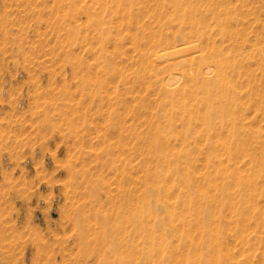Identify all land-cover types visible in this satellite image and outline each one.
Wrapping results in <instances>:
<instances>
[{
	"label": "rangeland",
	"instance_id": "1",
	"mask_svg": "<svg viewBox=\"0 0 264 264\" xmlns=\"http://www.w3.org/2000/svg\"><path fill=\"white\" fill-rule=\"evenodd\" d=\"M172 1L0 0V264H116L96 235L114 224L128 238L131 212L137 264H264V183L244 216L231 206L264 160V0H227L238 18L229 28L245 41L224 71L236 100L217 103L233 112L213 133L228 150L208 149L200 121L188 123L183 105L204 111L201 91L178 82L169 97L165 88L171 69L175 81L185 70L170 65L183 58L180 28L205 60L235 38L215 25L216 0L182 3L209 24L199 34L189 8Z\"/></svg>",
	"mask_w": 264,
	"mask_h": 264
},
{
	"label": "bare ground",
	"instance_id": "2",
	"mask_svg": "<svg viewBox=\"0 0 264 264\" xmlns=\"http://www.w3.org/2000/svg\"><path fill=\"white\" fill-rule=\"evenodd\" d=\"M189 1V0H188ZM243 2H245V0H242ZM184 2V0H175V1H172L173 5L176 7V10H178L182 3ZM187 2V1H186ZM214 3V2H213ZM212 3V4H213ZM246 4V3H245ZM185 6V7H183ZM231 5H228L227 3V0H216L215 2V8L213 10V19L215 20V25L218 26V28L220 29V34L223 33V35L226 36V39H228L227 36H229L230 38L231 37H234L235 39H232L233 42H231L232 44L234 43V46L232 48H230L227 44V47L229 49H226V47H221L222 44H221V48H215V47H212L210 48L209 44L207 43L208 45V48H210V54H207L209 56V58L207 60L204 59V57L202 56V51H201V43L194 41V40H190V36L193 34V31L192 29L191 32L192 34H190V38L187 39V35L188 34L186 32L183 33L185 31H181L182 33H180L179 31L182 30L180 28V30L177 32V35H176V38H175V43L178 47V53L182 55L183 58H176V60H171L172 62L170 63V65L173 66V70L174 68H177V67H180L181 69H185L184 71H182V73L179 75V79L177 81H175L173 78H171V70L170 72L167 74V85H166V88H165V94L167 96L169 95H173V93L176 91L177 89V86H178V82L180 83H183V82H187L186 84L181 85L183 87H185V85H189L190 89L191 88H194V93L201 91L203 93V99H201L202 103L205 104V110L204 111H200L199 110H196L193 111L189 108L187 109V105L184 104L183 105V110H187L189 112V116H188V123H191L192 120L196 119V120H199L200 123H201V130H200V135L201 136H204V138L207 137V148L208 149H212V150H216L220 147V145L223 147L224 142L227 144L226 148L228 147V143H229V149H230V142H226V141H223L222 139V136L223 134H213L215 132V129H216V120L217 119H221V126H224L225 124L226 125H229L231 123V120H232V116H233V112L232 111H228V109L226 110L228 106L226 107H223V105H220V106H217V103L218 101H225L226 103H230L231 104V101H233L235 98L231 97L228 93V90H227V87H228V80H227V76H225V72H227V65H230L232 62H235L236 61V57H238L240 54H242L243 52L239 49H243L242 47V44L244 43L245 45V41H241L240 38H236L237 37V34L236 37L233 35V31L231 32V29L229 27H231V23L237 21V17L233 15L232 13V8H230ZM179 7V8H178ZM178 8V9H177ZM184 8L188 9V11H190V13L192 12L191 16L189 15V20L190 22L195 20L196 21V18H194V16L196 15V9H198L197 7L194 8V6L191 4V5H188L187 4L185 5V3L182 5V9L185 10ZM181 9V10H182ZM237 9V8H236ZM179 10V11H181ZM200 11V10H199ZM186 12V11H185ZM203 12V10H202ZM144 13V11H143ZM198 13V11H197ZM204 13V12H203ZM202 13V14H203ZM206 14V13H205ZM238 14V13H237ZM188 15V12L185 13L184 16ZM201 15V14H200ZM183 17V16H182ZM187 18L188 20V17L186 16L185 19ZM193 18V20H191ZM203 18V17H202ZM206 18V16H205ZM205 20V19H204ZM213 20V21H214ZM199 21V20H198ZM198 27L196 28V32L199 34L200 33V30H202L204 28V23L200 22L202 21L200 19V21L198 22ZM207 20H205V23H206ZM212 21V20H211ZM210 21V22H211ZM196 22L193 23L192 27L194 26V24H196ZM212 23V22H211ZM237 23V22H236ZM207 24L206 23V28L208 29L209 26L207 27ZM241 24H244V22H241ZM171 25V24H170ZM209 25V24H208ZM202 26V27H201ZM213 26V25H212ZM166 27V26H165ZM191 27V26H190ZM191 27V28H192ZM196 27V26H195ZM216 27V26H215ZM186 28V27H185ZM205 28V29H206ZM211 28L213 27H210V32L212 31ZM217 28V29H218ZM263 28H264V19H263ZM189 29V28H188ZM206 29V30H207ZM161 30V29H160ZM189 30V31H190ZM194 32H195V28H193ZM204 30V29H203ZM205 30V32H207ZM209 30V29H208ZM216 31V29H215ZM238 31V30H237ZM158 32V31H157ZM204 32V31H203ZM209 32V33H210ZM202 33V31H201ZM208 33V34H209ZM216 33V32H215ZM218 33V32H217ZM232 33V34H231ZM164 34V33H163ZM197 34V35H198ZM206 35L205 36H208L207 33H205ZM240 34V33H239ZM264 34V33H263ZM196 35V36H197ZM213 35V34H212ZM242 35H243V32H242ZM195 36V34L193 35ZM200 36V35H199ZM204 36V37H205ZM211 36V35H210ZM186 37V39H185ZM197 38V37H196ZM203 38V37H202ZM207 38V37H206ZM205 38V39H206ZM210 38V37H208ZM216 38V37H215ZM225 38V37H224ZM263 38V41H264V36L262 37ZM204 39V40H205ZM243 39V38H241ZM159 40V39H158ZM170 40V39H169ZM231 40V39H230ZM201 41V40H200ZM229 41V39H228ZM227 40H225V43L228 42ZM204 42V41H203ZM214 42V41H213ZM222 42V41H221ZM230 42V41H229ZM159 43V42H158ZM230 43V44H231ZM264 43V42H263ZM215 45V44H214ZM206 45L204 44V46L202 47H205ZM212 46V45H211ZM147 47V46H146ZM242 47V48H241ZM166 49V47H165ZM206 49V47H205ZM157 50V49H156ZM155 50V51H156ZM230 50V52H229ZM262 50V54H263V62H262V66L264 67V46H263V49ZM149 51V50H148ZM154 51V53H155ZM242 52V53H240ZM208 53V52H207ZM244 54V53H243ZM256 55V54H255ZM258 56V55H257ZM256 56V57H257ZM255 58V57H254ZM258 58V57H257ZM261 58V57H260ZM239 61H240V58H239ZM259 61V60H258ZM241 63V62H240ZM171 66V68H172ZM244 66H246L244 64ZM240 67V65H239ZM237 68V69H240V68ZM262 67V69H264ZM190 70V72H189ZM240 71V70H239ZM264 71V70H263ZM227 74V73H226ZM157 75V74H156ZM264 77V76H263ZM180 85V84H179ZM264 85V83H263ZM182 90V89H180ZM263 90H264V87H263ZM180 92V91H179ZM200 92V93H201ZM176 93V92H175ZM165 95V96H166ZM186 95V94H185ZM182 96V95H181ZM239 96V95H238ZM243 96V95H242ZM170 97V96H169ZM168 97V99H169ZM179 97V96H178ZM176 97V100L177 98ZM183 97V96H182ZM196 97V96H195ZM201 97V96H200ZM180 98V97H179ZM264 99V98H263ZM179 100V99H178ZM236 100V99H235ZM180 101V100H179ZM238 102V101H236ZM177 103V102H175ZM200 103V102H199ZM240 103V102H239ZM180 104V103H179ZM264 104V101L263 103ZM193 106V105H192ZM194 107V106H193ZM263 107V106H262ZM178 108V107H177ZM264 109V108H263ZM175 110V109H174ZM186 112V111H185ZM184 113V111H183ZM171 114V113H170ZM180 115V114H179ZM165 118H167L165 116ZM171 118V117H170ZM174 118V117H173ZM172 118V120H173ZM175 119V118H174ZM171 120V122H172ZM174 121V120H173ZM176 121V120H175ZM185 124V123H184ZM172 126V125H171ZM158 131V130H157ZM158 134V133H157ZM227 135V134H226ZM119 137V136H118ZM106 138V137H105ZM213 138V139H212ZM226 138V137H225ZM199 142V141H197ZM201 143V142H200ZM120 144V143H119ZM124 144V143H123ZM122 145V144H121ZM190 145V144H189ZM239 145L241 147V143L239 142ZM109 146V145H108ZM107 146V147H108ZM116 146V145H115ZM224 146V147H225ZM243 146V145H242ZM154 148V147H153ZM227 148V150H228ZM108 149V148H107ZM156 149V147H155ZM178 149V147H177ZM204 149V148H203ZM235 149L233 146H232V150ZM161 151V149H160ZM158 152V151H157ZM191 152V151H190ZM234 152V151H233ZM244 152V151H243ZM242 152V153H243ZM249 152V151H248ZM162 153V152H161ZM231 153V151H230ZM229 153V154H230ZM250 156V155H248ZM228 157V156H227ZM246 158V157H245ZM259 158V157H258ZM262 159V158H261ZM99 160V159H98ZM105 160V159H104ZM263 160V159H262ZM261 160V161H262ZM115 161H113L114 163ZM117 162V161H116ZM251 162V161H250ZM253 162V161H252ZM223 163V162H221ZM131 164H132V161H131ZM257 164V163H256ZM263 164V166H261ZM261 165H257V166H260L259 168L262 170H260V173L262 174H257L254 176V178L252 179H249L247 181H243L241 183V185L237 188V192L234 193L235 196H233V200L231 201H234L232 203V208L236 211V214H240V215H245L246 212L248 210H250L252 207H253V204L255 205L256 203V199L257 197L260 195V192H261V183H264V174L262 173L263 170H264V160H263V163ZM102 165V164H101ZM130 165V163H129ZM134 165V164H133ZM254 165V164H253ZM216 167V166H215ZM109 168V167H108ZM128 168V167H127ZM253 168V167H252ZM258 168V167H257ZM129 169V168H128ZM130 171V170H128ZM242 171V170H241ZM117 172V171H116ZM125 172V170H124ZM85 174V173H84ZM213 174V172H212ZM111 175V174H110ZM87 176V175H86ZM85 176V177H86ZM250 176V175H249ZM152 177V176H151ZM158 178V176H157ZM172 178V177H171ZM219 179V178H218ZM263 179V180H262ZM124 181V179H123ZM153 181V180H152ZM167 181V180H166ZM214 181V180H213ZM135 182V180H134ZM161 182V180H160ZM186 182V185H185V195H184V199L186 200V203L190 204L191 202V190H192V182L190 180V178L188 177L187 180L185 181ZM216 182V181H215ZM128 183V182H127ZM168 184V183H167ZM201 184V183H200ZM120 185V183H119ZM124 185V184H123ZM131 185V183H130ZM152 185V184H151ZM161 185V184H160ZM214 185V184H213ZM221 185V184H220ZM219 185V186H220ZM127 186V184H126ZM235 186V185H234ZM150 187V186H149ZM152 187V186H151ZM150 187V188H151ZM154 187V186H153ZM200 187V186H199ZM120 188V187H119ZM214 188V187H213ZM230 188V187H229ZM110 189V188H109ZM160 189V188H159ZM230 190V189H229ZM126 192H124V196H125V200H127L129 202V209L131 208L132 209V203L131 202H134V190L132 189H128V190H125ZM147 191V190H146ZM153 191V190H152ZM219 191H221V187L219 189ZM116 192V191H115ZM158 192V191H157ZM263 193V192H262ZM147 194H149L147 192ZM119 195L121 196V194L119 193ZM146 195V194H145ZM158 195V194H157ZM232 195V194H231ZM262 195V194H261ZM120 196L118 198H120ZM151 196V195H150ZM155 196V195H154ZM159 196V195H158ZM213 196V195H212ZM149 197V196H148ZM146 197V198H148ZM121 198H123L121 196ZM153 198V197H152ZM151 198V199H152ZM231 197H229L228 199H230ZM144 199V198H143ZM150 199V198H149ZM154 199V198H153ZM216 199V198H215ZM219 199V198H218ZM158 200V199H157ZM145 201V199L143 200ZM152 201V200H150ZM115 202V201H114ZM146 202V201H145ZM109 203V202H108ZM147 203H148V200H147ZM151 203V202H150ZM148 203L149 205H147V211H150V209H152V205ZM213 203V202H212ZM220 203V202H219ZM221 204V203H220ZM160 205V204H159ZM198 205V204H197ZM214 205V204H212ZM245 205V206H244ZM134 206V205H133ZM158 207V204L156 205ZM230 206V204H229ZM121 207V206H120ZM140 207V206H139ZM170 207V206H169ZM217 207V206H215ZM162 208V206H161ZM214 207L212 206V209ZM231 208V207H230ZM137 209V208H136ZM163 209V208H162ZM165 209H167L165 207ZM199 209V208H198ZM135 210V209H134ZM138 210V209H137ZM164 210V209H163ZM169 210V209H168ZM152 211V210H151ZM150 211V212H151ZM189 211V210H188ZM140 212V210H139ZM144 211H142L141 214H143ZM149 212V213H150ZM169 213L171 212L170 210L168 211ZM207 212L209 214V216H211V203L208 205V208H207ZM232 212V210H231ZM240 212V213H239ZM148 215L149 213L146 212ZM157 213V212H156ZM248 213V212H247ZM151 214H155V213H151ZM131 228H127L129 229L128 230V238L125 236V234L123 233V235L120 233L121 231L120 230H126V226H124L122 223V228H119V227H114V224H113V227H111L108 231H105V232H99L97 233L96 237L99 239L101 238L102 240L104 241H107L108 242V249H109V252L113 254V256L115 257V262L116 264H137L136 262V251H135V243H134V238L136 239L135 235H136V230L138 228V224H137V221H138V218L136 216V212H131ZM150 216V215H149ZM148 216V217H149ZM155 216V215H154ZM170 216V214H169ZM143 218V215L141 216ZM121 218V217H120ZM243 218V217H242ZM97 219V218H96ZM141 219V218H140ZM122 220V219H121ZM147 220V219H146ZM153 220V219H152ZM142 221V219L140 220ZM127 222V221H126ZM153 222V221H152ZM215 222V221H214ZM139 223V222H138ZM153 224V223H152ZM139 225L143 226V228H146V224L145 222H140ZM154 225V224H153ZM153 228V227H152ZM209 228V226H208ZM98 229V228H97ZM193 230V229H192ZM195 230V229H194ZM210 230V229H208ZM207 230V231H208ZM93 231V230H92ZM103 231V230H102ZM98 232V231H97ZM155 232V231H154ZM194 233V232H193ZM139 235V234H138ZM201 235V234H200ZM192 236V235H191ZM198 236V235H197ZM164 237V236H163ZM190 237V236H189ZM148 238H151L150 236ZM199 239V237H198ZM165 240V239H164ZM100 241V240H99ZM136 241V240H135ZM155 239H153L151 241V247H153L152 249H155L154 248V245L156 243ZM166 241V240H165ZM146 243V242H145ZM159 243V242H158ZM157 243V244H158ZM161 245V244H160ZM173 245V244H172ZM137 246V245H136ZM164 246V244L162 245ZM156 247V245H155ZM161 247V246H160ZM163 247H161V250L163 251L164 249H162ZM210 249V248H209ZM172 253V252H171ZM160 254V253H159ZM215 255V254H214ZM154 256V255H153ZM114 259V258H113ZM155 260V259H154ZM162 261V260H161ZM109 263V262H108Z\"/></svg>",
	"mask_w": 264,
	"mask_h": 264
}]
</instances>
